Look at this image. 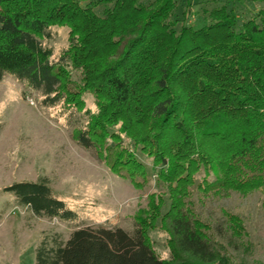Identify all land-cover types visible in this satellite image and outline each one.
I'll return each instance as SVG.
<instances>
[{
    "label": "trees",
    "instance_id": "1",
    "mask_svg": "<svg viewBox=\"0 0 264 264\" xmlns=\"http://www.w3.org/2000/svg\"><path fill=\"white\" fill-rule=\"evenodd\" d=\"M239 1L202 0L214 5L198 27L196 0H0V83L38 93L80 148L137 187L138 174L149 181L145 155L169 195L126 230L82 224L47 180L5 187L36 216L74 228L66 242L43 238L36 264L231 262L222 241L242 236L239 217L215 227L195 191L200 200L264 190V0H249L257 11ZM54 27L69 29L60 50L48 43ZM158 221L168 259L149 239Z\"/></svg>",
    "mask_w": 264,
    "mask_h": 264
},
{
    "label": "rangeland",
    "instance_id": "2",
    "mask_svg": "<svg viewBox=\"0 0 264 264\" xmlns=\"http://www.w3.org/2000/svg\"><path fill=\"white\" fill-rule=\"evenodd\" d=\"M201 1L196 0L198 4L193 7L196 17L192 20H199L198 27L203 24V10L214 5L200 4ZM242 4L251 11L260 8L249 0H240L236 7ZM104 8L101 5L98 13ZM54 31L49 45L57 50L66 47L69 29L54 27ZM75 79L79 81V77ZM85 99L96 112L92 96ZM72 135V125L68 126L57 109L41 106L38 93L13 78L0 83V264H36V251L43 238L66 242L74 230L70 224L38 217L30 208L18 204L12 193L3 190L16 182L47 180L50 188L78 213L80 222L93 227L108 223L113 228L131 230L135 216L148 209L151 201L168 199L166 186L151 172L152 162L145 155L140 153L138 157L147 166L149 181L143 184L145 180L138 174L136 181L143 187H137L130 177H123L126 171L112 172L80 148ZM126 142L131 144L130 140ZM201 180L202 175H198L197 184ZM197 194L195 191L198 210L215 227H228L226 215L231 213L239 217L244 227L242 236L233 244L222 241L224 254L231 262L219 264H264V190L247 196L233 193L225 198L211 196L200 200ZM160 225L158 221L148 235L154 250L168 259V236Z\"/></svg>",
    "mask_w": 264,
    "mask_h": 264
},
{
    "label": "crops",
    "instance_id": "3",
    "mask_svg": "<svg viewBox=\"0 0 264 264\" xmlns=\"http://www.w3.org/2000/svg\"><path fill=\"white\" fill-rule=\"evenodd\" d=\"M14 206H15V203H14Z\"/></svg>",
    "mask_w": 264,
    "mask_h": 264
}]
</instances>
